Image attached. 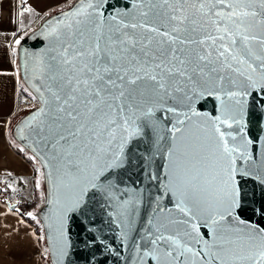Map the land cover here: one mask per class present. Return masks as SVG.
<instances>
[{
	"label": "water",
	"instance_id": "obj_1",
	"mask_svg": "<svg viewBox=\"0 0 264 264\" xmlns=\"http://www.w3.org/2000/svg\"><path fill=\"white\" fill-rule=\"evenodd\" d=\"M79 1L73 0L42 17L21 38L15 51L20 85L33 104L18 111L9 137L14 147L33 162L37 178L53 179L57 196V203L52 204L39 190L36 208L48 217L39 221L30 215L41 235L46 264H54L48 260L56 255L57 248L62 254L57 252L61 264H113L107 255L116 264H264V145L257 142L264 139V46L255 47L264 29V13L248 6L251 4L188 0L181 21H170L163 33L150 36L165 12L161 0H136L143 2L142 7L149 1L155 3L156 17L149 27H136L133 22L119 25L128 15L127 7L120 4L129 0H94L91 6L77 5ZM119 7L120 12L113 13ZM89 11L92 16L84 22ZM170 35L177 38L184 57L194 42H200L197 54L204 58L197 57L192 62L201 72L197 77L200 82L210 76L215 80L214 95H207L206 101H216H209L207 108L218 122L242 118L243 127L234 135H223L204 124L209 133H189L202 124L185 123L176 116L161 136L154 133L150 139L125 146L121 138L135 141L127 138V122L139 127L146 123L145 109L132 106L136 100L156 99L163 109L159 112L162 117L171 116L175 110L158 98L161 88L155 97L154 91L137 92L127 86V78L139 66L135 63L128 67V62L137 60L142 48L144 68L155 78L166 79L176 71L174 63L168 68L158 67L152 56L155 43ZM198 36L204 38L199 40ZM92 39L94 48L88 45ZM80 41L84 42L82 47ZM127 41L132 42L131 47L118 53L117 49ZM91 49L98 52L88 60L95 64V72L72 67L82 50L86 59ZM122 55L124 59L118 60ZM238 61L255 72L260 82L257 86L248 90L241 85L231 71ZM69 71L76 76L73 86H81L80 106L96 108L98 104V115L95 111L84 118V134L94 144L83 145L82 133L74 125L79 105L72 95L59 102L61 95L55 82L61 75L67 78ZM96 76L104 81L102 99L91 88V78ZM112 79L118 82L117 88L111 87ZM147 79L146 76L140 88L147 89ZM254 113L263 117L256 119ZM21 115L28 117L24 124L18 118ZM28 131L24 139L38 154V161L31 160L28 150L19 147L21 137ZM96 136L102 143L96 147L95 158ZM79 137L81 141L76 142ZM110 157L112 161L106 163ZM203 174L209 181L205 189L200 180ZM111 183L116 187L104 200V188ZM230 191L236 193L228 195ZM137 194L147 196L148 210L157 213L153 220L147 209L135 204L129 208L131 228H123L124 208L97 223L103 200L104 207L117 198L134 203ZM151 197H157V206L149 205ZM208 201L214 205H208ZM7 206L12 210L18 207L9 201ZM67 221L70 226H66ZM146 222L149 226L139 236L140 226ZM100 231L103 237H99ZM128 231L139 238H127ZM51 237L55 240L53 248ZM123 244L135 246V252L130 251L131 247L123 252Z\"/></svg>",
	"mask_w": 264,
	"mask_h": 264
},
{
	"label": "rangeland",
	"instance_id": "obj_2",
	"mask_svg": "<svg viewBox=\"0 0 264 264\" xmlns=\"http://www.w3.org/2000/svg\"><path fill=\"white\" fill-rule=\"evenodd\" d=\"M226 1L238 3L239 5L251 4L248 6L255 8L260 13H264V0H226ZM187 2L188 0H161V4L165 6V12L163 14V18H160L158 24L155 25L154 27L155 30L151 33L150 36L163 33L166 27L170 25V21H172L173 23L181 21V18L184 16L186 10L188 9ZM142 3H143L142 1H136V0H129L127 2L123 1L122 4H120V7L122 6L127 7L128 15L122 22H120L119 25L127 24L130 22H133L136 27H149L150 25H152L156 17V13L154 11L155 3L152 1H149V4H147L145 7H142ZM83 4L91 6L94 4V0H80L77 5L81 6ZM120 7L114 10L113 13L120 12V9H121ZM99 8H101V5H99ZM91 16H92V11L86 12L83 18L84 22H86L85 20H88ZM117 18L121 19V15H118ZM203 38H204L203 36H198L199 40ZM256 42L257 43L255 47L264 46V29L261 33V37L258 38ZM199 43H200L199 41L194 42L193 48L191 49V51L189 50V53H188L189 55L186 57H184V54L181 53V51L179 50L177 38H175V36L173 35L164 37L160 39L157 43H155V45L152 48V56L155 61V64L158 67H163L167 65L166 67L168 68V65H170V63L171 64L174 63V66L176 68V71L174 73H170V75H168L166 79L164 78L159 79V77L157 76L155 78V76L151 72H148L144 68L145 66V63L143 62L144 48L141 49V52L137 60H130L128 62V67L133 66V64L135 63H137L139 66L136 67V69H134L129 75V77L127 78V86L131 88L133 91H137V92H147V93L152 94V92L154 91L155 97L158 93V88H161V91L162 90L163 91L160 93L158 98L161 100V102L164 100L167 101L168 106L175 110L173 111L172 114H170L171 116L165 115L162 117L159 112L162 111L163 109L161 108L160 103L156 99L151 97L152 101H146V102L142 101L141 99L136 100L134 103H132V106L141 105V107L145 109V116H143V119L145 120L146 123H143L142 127H139L138 125H134V124L131 125L130 122H127V126H126L127 128L125 132L127 134V138H131L135 141H131V140L124 141L121 138V141L125 146L131 145L132 143L142 140L143 138L150 139L151 137H153L154 133H159L161 136L162 132L164 130L166 131V127L173 123L174 121L173 118H176V116H178L177 118L183 120L185 123L194 122L195 124H202L200 127L194 128V130H192L189 133H209L210 130L204 124H207L208 126H210V128H213V130L219 133H222L223 135H234L235 133H237L238 131L242 129L243 124H244L243 123L244 121L242 120V118L237 117V118H233V119H230L224 122L223 121L218 122L217 119L213 118L214 116H213V113L211 112L212 110L207 108L208 105L211 104V102L209 101H216V99H213V98L209 101H206L207 95H211V96L214 95V88L212 85L214 82L212 81H215V80L212 76H210L207 81L200 82L199 77H197V76H201V72L200 71L197 72V68L194 66L192 62L195 59H198L197 57H199L200 59L204 58L202 55L197 54V52L199 51L198 50ZM131 44L132 42L130 41L124 42L120 46V49L119 48L117 49V52L121 53L122 48L131 47ZM208 44H210V42H208ZM82 45H84V42L80 41L79 46L82 47ZM88 45L94 48L95 46L94 40L92 39L91 42H88ZM216 47L217 45H214V48ZM83 53H84V50H82V54H80L81 57L72 67L78 68L81 72H90V73L95 72L94 70L95 64H90L88 60L90 59V56L92 53L94 54L97 53L98 55V52L93 51L91 49L90 55L88 53V57L86 58L87 60L83 59ZM124 57L125 55H122V57L119 58L118 60H123ZM98 62H99V59H98ZM231 71H233V73L237 75V77L240 80L241 85L243 86L245 84L248 90L249 88L251 87L253 88L260 83L258 76L255 75V72L247 64L241 61H238L237 63L233 64L231 66ZM146 76L148 78L147 79L148 86H147V89H142L140 88V85L143 83ZM75 77L76 76L69 71V76L67 78H65V76L63 75L57 78L55 82L56 90L61 95L58 99H59V102L65 101L67 100L69 95H72L71 97L72 100L74 98V102H76L75 104L79 105L77 108V111H78L77 118H75L74 120V125L82 133V138H83V143H84L83 145H86V143L88 144L90 142L94 144V141L88 140L87 139L88 136L84 134L85 127H86V123H84V121L86 119L85 116L88 113L92 114L96 111L98 115L99 113L98 104L96 105L97 109L95 107H90L87 105L83 107L80 106L81 86H73V79H75ZM107 78L109 79V77ZM81 79H84V78H81ZM91 80H92L91 88L93 89L94 94L99 99H102L103 96L105 95L104 81H101L98 78V76L92 77ZM112 80L113 81L110 82L111 87L117 88L118 82L115 79H112ZM156 80H158L159 82H157ZM39 93L40 92L37 91V94ZM22 100L23 101L21 104L25 102V99H22ZM199 100L201 101L199 102ZM68 104H70V102ZM260 105L261 104H259L256 107L257 111L259 110ZM211 107L214 108L215 106H211ZM165 114H168V112L165 111ZM253 117L256 119L260 117L262 118L263 114L262 116H260V114L254 113ZM18 118H20V121L23 124L28 120V117L26 115H21ZM134 120L137 121L138 118L135 117ZM119 126L120 125H118V129L121 128V126L120 127ZM118 129H117V132L119 133ZM27 133H29V131L26 132V134H24L21 137V144H19V147L20 149L28 150L29 158L31 160L38 161L39 160L38 154L33 151V148L31 146H29V142H27V139H24V137L26 138ZM77 141H81V137H79L76 140V142ZM257 142H259V144L262 142L264 145V139H260ZM101 143H102V139L99 136H96L95 137V148L93 150L95 158L97 157V154H98V150L96 149V147L98 148V146ZM182 155H183L182 153L178 154L177 158H180ZM112 159H113L112 157L108 158L106 163L112 161ZM95 170L96 168L93 169V172ZM201 173L202 172H200V174ZM127 175H128V172L124 174V177H127ZM200 180H202V184H204L202 189H205V187L208 186V182H209L208 177L203 174ZM80 185L81 186L83 185L82 181L80 182ZM36 186L42 192V195L46 198L48 202H51L52 204L57 203L56 190H55L54 181L52 178H50L49 176H44L41 179L37 178ZM114 187H116V183L114 184L111 183L104 188L105 190L104 200L107 199L109 194L112 193ZM3 190L4 189L2 187V182H0V196L3 193L2 192ZM234 193L236 192L230 191L228 192V195H233ZM137 197H138V200H135L134 203H132L131 201H128V202L123 201L120 198H117L118 200H115V202L110 200V202L107 203L108 206H105V207H104L105 202L103 200V202L100 203V206L98 209L97 223L101 222L102 220H106L108 218L107 216L112 213H115V212L120 213L122 209L124 208L125 211L123 213L125 214L126 217H125V223H124L123 228L124 227L131 228L132 222H131V213L129 211V208L132 205H133L132 208L135 207V204H137L143 209H147V212L149 213V219L153 220L152 216H156L155 214L157 213L156 211L154 213L151 209L148 210L146 206V201L148 202L147 196L144 194H137ZM213 203H214L213 201L207 202V204L210 206H212ZM217 203L223 204L218 201ZM150 204H154L155 206H157L158 204L157 197L149 200V205ZM37 205H38V199L35 196L33 200L30 199L29 201H26V203H23L22 208L24 210L31 209L30 214L35 216L37 220L41 221L43 217L45 216L48 217V215L45 213L40 214V212L36 208ZM155 206L154 208H156ZM157 211L158 212L160 211L159 208H157ZM76 222L79 223L78 220ZM67 225L70 226V223L68 221H67L66 226ZM148 226H149L148 222L141 224L140 226L141 230L139 232V236H141L142 234L141 231L143 229H147ZM35 230L36 232L38 231L39 233V229L37 227H35ZM126 236L127 238L129 237L133 239L139 238L137 234H132L130 231H128ZM99 237H103V233L101 231H100ZM51 238H53V240H51L52 243L50 242L51 247L53 248L54 246L53 243L55 244V240H54V237H51ZM108 241L111 244V246L113 247L115 246L113 241H110V240ZM127 247H131L133 249L130 250V248H127ZM55 248H57L56 245H55ZM123 248H124L123 252H125L126 248L127 250L135 252V246L134 247L125 246L123 244ZM61 249H63V247H61ZM57 252L60 253L59 248H57L56 250V255L54 257H51L48 260L49 263L61 264L62 258L57 254ZM106 257L113 264L117 263L116 261L113 260L111 256L107 255ZM73 259L77 261L75 254L73 256Z\"/></svg>",
	"mask_w": 264,
	"mask_h": 264
},
{
	"label": "crops",
	"instance_id": "obj_3",
	"mask_svg": "<svg viewBox=\"0 0 264 264\" xmlns=\"http://www.w3.org/2000/svg\"><path fill=\"white\" fill-rule=\"evenodd\" d=\"M73 0H0V264H46V251L22 204L35 196L37 172L34 164L14 147L9 131L22 99L28 98L19 82L15 51L22 37L40 19ZM7 201L16 203L10 209ZM35 226V227H34Z\"/></svg>",
	"mask_w": 264,
	"mask_h": 264
},
{
	"label": "built area",
	"instance_id": "obj_4",
	"mask_svg": "<svg viewBox=\"0 0 264 264\" xmlns=\"http://www.w3.org/2000/svg\"><path fill=\"white\" fill-rule=\"evenodd\" d=\"M45 15H46V14H45ZM45 15H44V16H45ZM44 16H43V17H44ZM24 99H25V102L22 104V107L29 106V105L33 104V101H32L30 98H27V97H26V98H24ZM22 107H21V108H22ZM39 236L41 237L40 234H39Z\"/></svg>",
	"mask_w": 264,
	"mask_h": 264
}]
</instances>
